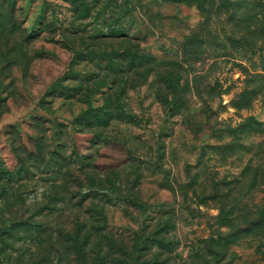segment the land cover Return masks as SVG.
Listing matches in <instances>:
<instances>
[{"label":"rangeland","instance_id":"obj_1","mask_svg":"<svg viewBox=\"0 0 264 264\" xmlns=\"http://www.w3.org/2000/svg\"><path fill=\"white\" fill-rule=\"evenodd\" d=\"M130 3L124 28L158 58L160 72L129 92L135 123L115 125L111 145H94L93 152L111 157L102 163L125 161L121 171L132 180L138 170L148 208L108 207L109 231L126 238L143 229L152 234L157 222L171 216L179 241L175 264H264V21L240 20L243 10L228 0H205L204 10L186 1ZM46 13L56 17L58 32L79 27L101 35L111 12L74 25L71 7L62 0H19L16 11L28 30L47 25ZM46 48L53 54L35 65L30 90L19 85L26 103L10 99L0 120V157L12 170L18 164L15 149H32L37 133H47L48 141L65 133L68 154L89 151V135L69 123L84 107L57 102L52 116L36 110L71 56L52 44ZM107 89L102 86L89 104L100 106ZM230 220L245 231L237 242L225 238L232 232Z\"/></svg>","mask_w":264,"mask_h":264},{"label":"trees","instance_id":"obj_2","mask_svg":"<svg viewBox=\"0 0 264 264\" xmlns=\"http://www.w3.org/2000/svg\"><path fill=\"white\" fill-rule=\"evenodd\" d=\"M62 1L71 7L74 25L109 10L105 31L89 35L76 27L58 32L56 17L49 19L47 13V25L41 19L39 30H28L16 14L19 0H0V120L9 110L10 99L26 103L19 85L30 90L35 65L53 54L46 48L52 44L68 51L70 62L46 87L36 110L52 116L57 102L70 109L84 107L69 123L89 135V151L81 155L75 149L68 154L62 141L65 133H55L52 141L47 133H37L31 140L32 149L23 145L15 149V169L0 157V264H175L179 241L173 217L157 222L152 234L143 229L126 238L109 231L108 207L143 212L148 205L141 199L138 170L132 180L121 171L125 161L102 163L101 158L111 157L93 152L94 145H111L115 125L135 123L129 92L159 74L158 58L124 28L123 13L130 8V0L115 5V0ZM170 1H186L204 10L205 0ZM228 3L243 10L240 20L264 21V0ZM168 75L172 77L173 72ZM104 85L108 89L103 103L90 105L93 94ZM33 193L37 196L30 200ZM228 224L232 232L225 238L237 242L245 231L236 230L233 220ZM13 250L18 252L16 258Z\"/></svg>","mask_w":264,"mask_h":264}]
</instances>
